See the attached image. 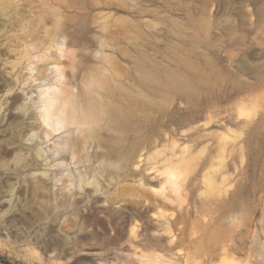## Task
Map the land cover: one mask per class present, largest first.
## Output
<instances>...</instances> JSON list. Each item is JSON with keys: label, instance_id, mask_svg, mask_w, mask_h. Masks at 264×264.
<instances>
[{"label": "rangeland", "instance_id": "374dc122", "mask_svg": "<svg viewBox=\"0 0 264 264\" xmlns=\"http://www.w3.org/2000/svg\"><path fill=\"white\" fill-rule=\"evenodd\" d=\"M48 58L75 81L83 100L88 85L105 80L109 91L99 90L105 101L132 106L135 120L144 116L142 158L157 151L173 156L168 171L181 175L188 195L164 210L170 235L156 212L134 208L145 203L131 179L110 186L118 196L113 205L101 194L89 200V189L77 212L67 203L49 205L69 181L55 183L57 169L41 175L32 121L19 107L30 103L27 65L49 75ZM109 133L121 136L98 131L104 150ZM234 139L240 158L232 166L233 151L225 147L222 193L206 190L214 200L238 189L241 206L235 222L230 217L218 226L215 214L195 213L194 197L205 192L206 154ZM15 153L24 160L19 166ZM90 164L78 166L81 173ZM141 254L152 264H264V0H0V264H146Z\"/></svg>", "mask_w": 264, "mask_h": 264}, {"label": "bare ground", "instance_id": "6f19581e", "mask_svg": "<svg viewBox=\"0 0 264 264\" xmlns=\"http://www.w3.org/2000/svg\"><path fill=\"white\" fill-rule=\"evenodd\" d=\"M62 48L63 46L58 47V51L62 52ZM59 55L62 56L63 54ZM27 69L23 81L26 89H28V93L25 95L30 103L26 106L20 104L19 107H22L24 114H29L28 119L32 121L28 133H30L29 137L32 141L34 139L38 141L35 156L41 159L43 163L41 175L46 177L50 171L57 169L60 171V176L56 175L55 183L60 182L63 177L69 181L68 185L63 186L64 190L59 188L60 194L55 191L50 196L49 205L53 209H58L59 204L65 206L67 203V207L77 212L79 205L89 200L98 202L99 196L96 194L105 196L106 204L113 205L118 196L114 194L115 192H109L110 186L113 187L131 179L141 193L139 198L145 203L143 205L135 204L134 208L142 207L147 212H156L157 220L164 221L166 224L164 234L170 235L171 229L164 210L185 200L188 191H183V186L178 181L181 175L177 177L176 173L168 171L173 156L168 157L165 151H157L142 158V154L139 153L140 145L144 141L142 140L143 127H145L144 116L142 120H135L133 117L135 110L132 106H121L105 101L99 92V90L104 91V93L109 91L110 87L105 80L95 81L88 85L86 88L89 94L83 100L84 97H81L77 91L75 81L68 78L65 71L62 70V66L51 58H48L47 64H45V69L49 71V75H44L41 69L36 66L32 68L30 64L27 65ZM16 84L17 81L14 85L9 86L7 92L11 93ZM92 87L97 90L91 89ZM102 130L108 132L114 130L121 135H110L109 133L106 138L107 148L105 150L103 149L105 140L99 138L98 135V131ZM109 138L112 139L109 140ZM109 141L112 142L109 143ZM221 143L219 142L215 148L216 154L211 150L204 158L203 165L208 163L210 167L204 181L205 192L199 191V196L195 195L196 188H191L190 191L191 195H195V213L204 217L215 214V217L212 216L214 220L212 223L218 226L224 225L230 217L235 222L234 212L241 206L238 189H235L228 199L216 198L214 200L209 198L206 190H212L214 194H218L217 196L222 193L221 185L226 182L224 174L229 168L228 164L223 161L225 147L230 146L233 151L232 166H235L240 158L237 139L231 143L222 140ZM174 146L175 144L171 146L169 153L174 151ZM89 149H92V155L89 154ZM13 161L15 166L24 162L19 153H15ZM84 161L88 164L92 162L86 168L85 175L81 173L78 167ZM71 166L75 167L74 171L70 169ZM160 166L163 169H160ZM150 173L153 174V177L149 176ZM177 174L179 173L177 172ZM100 182H107L104 189H102ZM151 183L157 184L156 187L150 186ZM166 184L169 185L168 188H165ZM86 189L92 192V195H89V200L83 196ZM186 215L189 218L191 213L187 212ZM98 223L101 224L102 221L98 220ZM210 225L211 222L208 219V222L202 226V233L207 232ZM138 229L139 226L136 224L130 230L133 241L138 239ZM200 239L195 240V245L199 246ZM170 244L173 246L176 245V242L174 243L172 239ZM198 246L194 249H197ZM214 257L213 253L209 254V259ZM141 258H144L146 264H152L153 258L151 256L144 254ZM230 258L232 257L225 256L228 261ZM192 259L194 262L200 260L196 253L192 255ZM232 261L235 259L232 258ZM156 263L154 262V264Z\"/></svg>", "mask_w": 264, "mask_h": 264}]
</instances>
